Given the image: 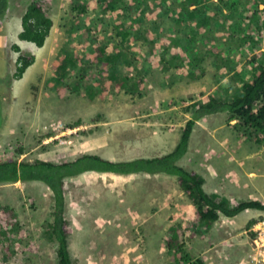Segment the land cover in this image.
<instances>
[{"label":"rangeland","instance_id":"obj_1","mask_svg":"<svg viewBox=\"0 0 264 264\" xmlns=\"http://www.w3.org/2000/svg\"><path fill=\"white\" fill-rule=\"evenodd\" d=\"M31 1L9 0L0 17V160L59 162L91 153L126 161L164 155L178 143L193 113L192 103L209 93L224 96L220 85L240 86L253 71V55L264 51V25L261 33L252 30L254 44L249 39L241 42L240 37L249 35L246 27L240 30L249 23L244 5L232 12L223 5L216 11L218 0L198 4L218 15L208 26L213 41L206 39L208 32L194 29V21H176L179 0H157L160 7L147 0V12L135 10L128 16L118 9L102 12L98 0H43L53 26L39 47L18 37ZM78 1L88 5L85 14L73 9ZM226 13L231 22L220 26ZM121 26L129 33L126 41L118 33ZM87 28L90 36L84 38ZM147 30L152 41L143 39ZM93 41L107 44L108 52H117L116 46L127 49L133 68L122 60L117 66L131 81L142 80L139 95L109 84L108 77L95 84L101 62L89 67L88 59H80L65 75L57 68L64 50L82 55ZM14 45L35 56L21 79L14 76L20 54ZM61 75L64 85L58 82ZM102 87H107L105 95L98 89ZM234 122L227 112L197 120L188 151L178 163L202 174L209 193L231 202L264 203V145L240 136ZM54 135L59 136L49 138ZM64 183L69 250L75 263L175 264L166 247L169 228L174 223L185 226L195 215L177 177L87 171ZM53 205V192L42 181L0 184V210L12 207L20 221L12 238L0 235V264H57L55 243L45 234ZM253 219L255 224L248 227ZM263 231L264 210L247 209L235 217L222 216L204 237L187 234L185 249L202 264H264V245L259 249L254 242L264 238Z\"/></svg>","mask_w":264,"mask_h":264},{"label":"trees","instance_id":"obj_2","mask_svg":"<svg viewBox=\"0 0 264 264\" xmlns=\"http://www.w3.org/2000/svg\"><path fill=\"white\" fill-rule=\"evenodd\" d=\"M42 1L32 0L28 4L22 16V30L18 34L19 39L32 42L39 47L45 44L53 26V19L45 12L41 5ZM146 1L98 0V4L101 6L102 12L118 9L121 10L123 16H128L133 11L135 12V10H138V14L147 12L146 9L151 8V6ZM153 1L156 6L160 7L161 1ZM205 1L207 0H179L180 4L177 5L179 7V11H177L179 16L176 21L178 23L185 20L194 21V29L201 33L208 32L206 39L213 41L214 37H212V34L209 35V31H212L213 28L210 29L208 26L212 25L215 19H217L215 18L218 16L216 11L224 5V8L232 12L238 9V5L242 3L249 23L240 27V30L246 27L248 32L246 30L245 35H249L247 37H240V40L242 42L249 39L251 43H255L256 37L252 30L256 28L261 33L263 29L264 8L261 9L260 5L264 4V0H218L214 4L216 15L212 11L205 12L203 7L198 5L203 4ZM8 4L9 0H0V17L6 14ZM192 6H196V8L191 9ZM87 8L88 5L86 3L79 1L73 5V9L76 10L78 15L85 14ZM260 13H262L261 19L259 18ZM230 16L229 13H226L219 25L222 26L225 23L227 25L226 21L231 22ZM253 22H256V24L254 25ZM89 30L87 28L84 31V38L90 36ZM220 31H217V34ZM145 32L146 34L142 35L143 39L151 40L152 38H149V36L152 37V33L148 30ZM118 33L121 35L122 40H127L129 33L124 31L123 26L120 27ZM168 38H171V41L174 43L178 40L172 36ZM215 38L217 39V37ZM191 41H194V36H192ZM88 43L89 41L86 42V44ZM256 46L257 48L260 47L259 45ZM116 48H118L117 52H108L107 50H111V48L107 44L93 41L86 49V53L82 55L76 50H64L59 59H57L56 66L65 75L68 72V67H75L80 59L81 61L88 59V66L101 62L103 69L99 70L100 73L95 84L99 85L101 83L100 79L108 77L110 80L109 84L111 81L115 82V87H122L128 93L139 95L138 88H140L142 80L136 83L131 81V78L120 71L117 66L122 60L126 65L133 68L131 66L130 55L126 52L127 49H120L117 46ZM14 49L20 52L17 57L14 74L15 79H20L27 68L34 63L35 56L22 53L19 45H14ZM189 51L191 52V50ZM210 51L212 50L210 49ZM175 57L176 55L170 58L171 61H174ZM251 62L253 71L248 79L242 80L240 86H232V84H228L227 86L220 85V88L224 89L221 91L224 93V96L217 93H209L208 95H203L199 101L192 103L190 109L194 108L193 113L182 129L178 143L173 150L164 155L151 158H134L126 161H113L91 153L80 154L70 160L59 162L41 159L27 161L19 160L16 157L0 160V184L17 181H42L52 190L54 196L53 220L49 223L45 234L48 240L56 244L57 264H77L73 261L69 250L70 229L67 226L65 218L66 199L64 181L67 177L77 176L87 171L113 172L118 174L138 172L163 173L177 177L181 190L195 206V215L185 226L174 223L169 228L166 237V247L175 264H202L201 259L193 260L190 253L185 249L187 234L204 237L222 216L235 217L247 209L264 210V203L259 200L231 202L227 197L207 192L204 186L205 177L199 172L188 170L178 163V160L188 151L190 137L197 120L213 113L227 112L229 119L235 121L234 127L240 136L251 137L256 143L264 145V51L255 53ZM226 65L234 70L236 78H241L239 71H236L230 64ZM64 75H61V78L58 79L61 85L66 83L62 81ZM98 89L102 95H105L107 90L103 89V87ZM87 90L90 91V87ZM94 92L90 94L92 95ZM4 208L0 210V235H4L6 240H9L18 232L20 221L12 207ZM255 222L256 219H253L247 226L251 227Z\"/></svg>","mask_w":264,"mask_h":264},{"label":"built area","instance_id":"obj_3","mask_svg":"<svg viewBox=\"0 0 264 264\" xmlns=\"http://www.w3.org/2000/svg\"><path fill=\"white\" fill-rule=\"evenodd\" d=\"M58 136H59V135H54V136L49 137V138H50V139H52V138H54V137H57V138H58ZM47 139H48V138H47ZM46 141H47V140H46ZM263 232H264V231H263ZM259 240L264 241V238H263L262 236H260L259 239H255V240H254V242H255L257 248L262 249V246L264 245V243H261ZM262 250H264V247H263ZM259 253H260V252H259ZM254 260H257L256 257L254 258ZM263 261H264V252H263Z\"/></svg>","mask_w":264,"mask_h":264},{"label":"crops","instance_id":"obj_4","mask_svg":"<svg viewBox=\"0 0 264 264\" xmlns=\"http://www.w3.org/2000/svg\"><path fill=\"white\" fill-rule=\"evenodd\" d=\"M19 34V33H18ZM24 75V74H23ZM21 79V78H20ZM262 145V144H261ZM123 175H127V174H123ZM55 246H56V244H55ZM56 250V249H55ZM56 252V251H55Z\"/></svg>","mask_w":264,"mask_h":264},{"label":"clouds","instance_id":"obj_5","mask_svg":"<svg viewBox=\"0 0 264 264\" xmlns=\"http://www.w3.org/2000/svg\"><path fill=\"white\" fill-rule=\"evenodd\" d=\"M211 115V114H210ZM186 125V124H185Z\"/></svg>","mask_w":264,"mask_h":264}]
</instances>
